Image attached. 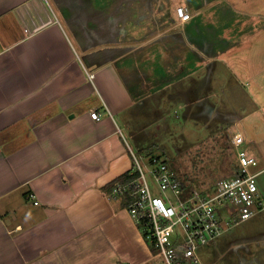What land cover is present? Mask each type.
Segmentation results:
<instances>
[{
  "label": "crops",
  "instance_id": "0c3cea01",
  "mask_svg": "<svg viewBox=\"0 0 264 264\" xmlns=\"http://www.w3.org/2000/svg\"><path fill=\"white\" fill-rule=\"evenodd\" d=\"M199 101L201 129L264 145V0H0V264L161 257L114 185L190 135ZM260 230L238 242L251 264Z\"/></svg>",
  "mask_w": 264,
  "mask_h": 264
},
{
  "label": "built area",
  "instance_id": "2783aa9c",
  "mask_svg": "<svg viewBox=\"0 0 264 264\" xmlns=\"http://www.w3.org/2000/svg\"><path fill=\"white\" fill-rule=\"evenodd\" d=\"M176 10L181 23L192 16L184 5ZM92 115L99 119L102 113L94 110ZM244 144L242 134L232 135L237 168L207 190H189L167 159L158 154L151 155L145 165L135 157L134 176L114 185V192L128 203L125 207L136 225L166 264H205L200 246L211 245L237 223L264 210L257 180L264 168Z\"/></svg>",
  "mask_w": 264,
  "mask_h": 264
},
{
  "label": "rangeland",
  "instance_id": "374dc122",
  "mask_svg": "<svg viewBox=\"0 0 264 264\" xmlns=\"http://www.w3.org/2000/svg\"><path fill=\"white\" fill-rule=\"evenodd\" d=\"M196 93L198 95L199 90ZM203 103V101H199L194 105V109L198 108L201 121L198 122L197 127L191 126L190 135L185 134L186 136L167 138L166 143H164L167 153L165 155L161 152L158 154L167 159L169 165L176 170L189 190H207L214 181L224 178L223 175L230 172L229 169L234 168V166L232 168L231 164L233 163L234 165L235 163V150L232 149L234 147L226 141L228 133L219 131L217 135L213 136L208 130L204 131V128H200V124L208 116L209 110ZM205 109H207L206 112ZM219 116L221 115H214L215 119L219 118ZM163 141L162 139H152V143L162 146ZM257 144L264 153V145L258 142L257 139L248 138L243 148L250 150L249 152L255 155L260 162L259 151L256 149ZM139 160L142 161V165H145L142 157H139ZM261 167L263 168L262 165ZM257 180L264 198V184L263 186L261 184L264 181V175L259 176ZM263 224L264 220L263 222H257L249 218V220L237 223L222 236H219L211 245L200 246L198 252L202 262L205 264H251L249 257L253 255L249 254V252L251 249H256L255 251H257L259 249L258 246L246 248L247 245L242 246L238 242L241 241L240 238L247 236L248 232L253 233L252 239L262 237L263 234L260 235L259 233L262 232L260 229L264 228ZM225 239L227 241H224ZM232 244L233 247H231ZM244 257H247L248 261H243ZM151 264L166 263L163 257H155Z\"/></svg>",
  "mask_w": 264,
  "mask_h": 264
},
{
  "label": "trees",
  "instance_id": "16d2710c",
  "mask_svg": "<svg viewBox=\"0 0 264 264\" xmlns=\"http://www.w3.org/2000/svg\"><path fill=\"white\" fill-rule=\"evenodd\" d=\"M234 168H237V165L234 163ZM134 176V174L133 173H131L130 175H128V174H126L125 176H122L119 180L120 181H128L131 177H133ZM128 203L127 202H125V201H123V205L124 206H126ZM157 251V249L155 248V252Z\"/></svg>",
  "mask_w": 264,
  "mask_h": 264
}]
</instances>
